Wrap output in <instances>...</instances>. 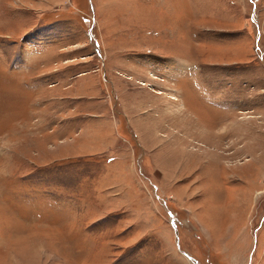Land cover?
I'll use <instances>...</instances> for the list:
<instances>
[{
	"label": "rangeland",
	"instance_id": "1",
	"mask_svg": "<svg viewBox=\"0 0 264 264\" xmlns=\"http://www.w3.org/2000/svg\"><path fill=\"white\" fill-rule=\"evenodd\" d=\"M0 264H264V0H0Z\"/></svg>",
	"mask_w": 264,
	"mask_h": 264
},
{
	"label": "bare ground",
	"instance_id": "2",
	"mask_svg": "<svg viewBox=\"0 0 264 264\" xmlns=\"http://www.w3.org/2000/svg\"><path fill=\"white\" fill-rule=\"evenodd\" d=\"M151 86V85H150ZM154 94H156V95H159V96H161V97H163V95H165L166 96V98H167V100H169V102H171L172 103V101L173 102H175V100H176V98H175V96L174 95H171V94H164L162 91H159L158 93H156V92H154ZM164 96V97H165ZM169 97V98H168ZM178 102V101H177Z\"/></svg>",
	"mask_w": 264,
	"mask_h": 264
}]
</instances>
